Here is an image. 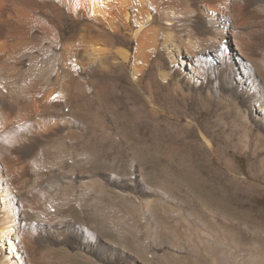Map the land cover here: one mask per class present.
I'll return each mask as SVG.
<instances>
[{"label": "bare ground", "instance_id": "1", "mask_svg": "<svg viewBox=\"0 0 264 264\" xmlns=\"http://www.w3.org/2000/svg\"><path fill=\"white\" fill-rule=\"evenodd\" d=\"M197 105L235 117L247 168L209 121L183 132L219 144L228 171L264 191V0H0V264H43L53 246L93 264H264V227L237 226L171 174L206 221L135 168L120 117L162 131L178 127L165 113ZM201 150L199 170L222 172ZM230 224L261 239L247 247Z\"/></svg>", "mask_w": 264, "mask_h": 264}, {"label": "rangeland", "instance_id": "2", "mask_svg": "<svg viewBox=\"0 0 264 264\" xmlns=\"http://www.w3.org/2000/svg\"><path fill=\"white\" fill-rule=\"evenodd\" d=\"M137 87L140 94L145 97L147 90L142 88V86ZM144 103L145 100H143V104ZM197 106L195 114L191 117L176 115L170 111L165 113L166 118L164 122L168 121L176 124L174 123L176 121L178 122V124H176L178 127L166 124L162 131H156L146 126L145 122H147V119L137 114L128 113L124 117L121 116L120 122L126 126V133L133 140L135 146L137 155L134 160L135 168L141 167L140 169H142L155 184H161L165 180V182L171 183L172 186L175 187L173 189L174 193L191 207H195L194 209L200 216L204 217L206 221L207 219L208 221L212 219L210 221L212 222L213 217L209 214H205L206 212H204L202 207H199L200 205L198 202L190 195V191L186 188H178L176 185H173L174 182L171 174L188 183L198 195L207 199L215 207L220 206L219 208L224 209L230 218L229 220L236 222L235 224L237 226H241V223L245 224L246 222L247 225L264 227V191L248 188L246 182L242 179V175H237V177H235L232 172L228 171L225 157L220 150L219 144L208 146V143L198 131L196 136H189L183 132L184 126L188 123H192L195 127H204L205 123L209 121L212 135L218 134V137L222 138L223 142L221 144H223V146L228 140L230 141L229 154L231 155L227 154V156L229 155L228 157L235 158L236 162L246 169L249 164L248 162H250L247 153L238 148L236 144H233L238 140V130L234 125L236 122L235 117L228 113L226 107H224L220 111H217L219 114L216 113V116L211 118L210 111L205 110L201 105ZM219 117L220 120L225 122V125L219 124ZM201 147L209 151L210 157L214 158L216 161V167L222 172L214 173V171L211 170L202 172L199 170L202 164L200 161ZM106 163L123 167L125 166L126 160L123 157L115 159L108 157ZM165 172H169L170 174ZM163 174L164 176H162ZM154 211L155 215H158L160 225L171 227L179 231L180 228L184 226L178 225L169 215L163 214L158 204L154 207ZM158 219H156L154 224L158 223ZM217 219L220 220V218ZM229 226L231 229L233 227V230L235 229V231L243 237L242 241L247 247L251 246L252 243L258 242L261 238L264 239L263 236L261 238L244 236L234 225L230 224ZM150 230L151 229H146L143 232L148 233ZM55 247L58 248H54L53 246L52 250L51 248L50 251L48 250L49 253L43 251V256H45L43 258V264H93L76 256V254L68 253L64 248L62 249V247Z\"/></svg>", "mask_w": 264, "mask_h": 264}]
</instances>
